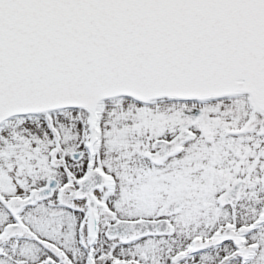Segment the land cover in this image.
I'll return each mask as SVG.
<instances>
[{"label": "snow or ice", "instance_id": "1", "mask_svg": "<svg viewBox=\"0 0 264 264\" xmlns=\"http://www.w3.org/2000/svg\"><path fill=\"white\" fill-rule=\"evenodd\" d=\"M0 264H264V0H0Z\"/></svg>", "mask_w": 264, "mask_h": 264}]
</instances>
